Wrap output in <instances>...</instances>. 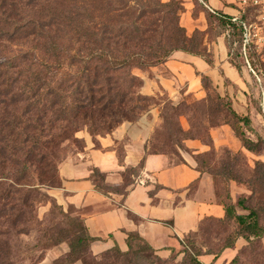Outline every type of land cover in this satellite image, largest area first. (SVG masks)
<instances>
[{
	"label": "crops",
	"instance_id": "crops-1",
	"mask_svg": "<svg viewBox=\"0 0 264 264\" xmlns=\"http://www.w3.org/2000/svg\"><path fill=\"white\" fill-rule=\"evenodd\" d=\"M175 1L183 7L179 24L189 37L208 30V12L226 17L237 14L230 0H205V7L198 6L196 16L193 0ZM212 22L213 28L219 29L216 17ZM228 39L229 32L224 30L216 40L206 41L210 63L203 57L175 51L163 64L146 71L134 70L133 75L141 80L139 94L152 100L153 105L137 120L124 122L104 135L80 134L82 148L59 163V186L50 195L63 209L75 210V216L94 239L89 247L91 256L99 257L114 248L127 252L128 235L133 234L167 264H180L185 240L198 236L206 222L223 221L225 205L229 202L235 208L237 198L246 192L241 184L230 180L228 194L222 195L218 176L199 170L195 157L210 150L242 153L252 167L254 162H264V151H247L225 122L209 127L206 143L196 135L191 117L183 114L184 104L206 99L201 83L204 76L235 114L249 119V126L243 128L246 137L254 143L264 139L262 78L251 71L241 55L234 56V49L229 51ZM166 104L179 108L178 125L191 136L182 138L172 152H155V132L162 124L160 114ZM235 213L248 212L235 208ZM193 242L194 248L202 250L197 257L200 264H230L248 245L239 237L218 254H206L209 248ZM260 244L264 247V238ZM68 252L65 243L49 251L52 260Z\"/></svg>",
	"mask_w": 264,
	"mask_h": 264
},
{
	"label": "rangeland",
	"instance_id": "rangeland-1",
	"mask_svg": "<svg viewBox=\"0 0 264 264\" xmlns=\"http://www.w3.org/2000/svg\"><path fill=\"white\" fill-rule=\"evenodd\" d=\"M194 4L193 16H196L200 4ZM53 9L67 16L68 10H76V5L73 6L70 0H0V119L5 122L4 126L8 124L0 131V212L4 209L7 211L5 216L21 215V221L13 231H10L5 216L0 219V231H10L8 241L12 256L8 257L7 263L11 264H54L65 256L52 260L49 251L63 243L69 246L64 231L76 229L74 225L78 217L75 210L63 209L50 195L51 190L59 186L57 166L82 148L80 134L104 135L118 125H111L107 120L91 122L83 119L85 112L79 107L85 101L86 92L74 84L81 66L71 65L68 58L72 49H78L73 43L75 36L68 34V28L61 33L56 26L44 30L51 38L63 37L60 42L55 38V42L69 48L70 52L59 60L46 55L53 40L42 42L37 38L36 29V35L25 36L34 28L32 25L23 26L48 23L49 11ZM181 11L177 12L178 16ZM166 19L171 25L177 21L176 14H170ZM208 23L209 36L212 37L219 29L213 28L212 19ZM247 54L251 71L262 78L264 85V55L252 50ZM213 97L212 92H207L205 100L191 101L183 107V114L191 117L196 135L206 143H209L207 131L211 125L230 120L224 110L217 112ZM144 105L149 108L153 102L148 100ZM179 114V108L168 104L163 106L162 124L155 132L153 151L172 152L182 138L191 136L180 129ZM234 127L237 128L238 124ZM263 151L264 139H260L253 153ZM195 160L199 170L219 173L218 188L222 195L229 192L230 178L241 184L246 192L237 200H243L248 209L254 210L260 225L264 226V179L254 173L257 162L251 167L249 158L242 153L214 150L196 156ZM12 206L15 209L10 212ZM236 229L234 220L206 222L193 241L216 252L225 242L233 240ZM56 239L65 241L47 246ZM258 253L259 250L253 252L247 245L241 250L237 264H251V257ZM100 258L89 256L86 264H129L126 257L109 255V258ZM5 262L6 258L0 252V263Z\"/></svg>",
	"mask_w": 264,
	"mask_h": 264
},
{
	"label": "trees",
	"instance_id": "trees-1",
	"mask_svg": "<svg viewBox=\"0 0 264 264\" xmlns=\"http://www.w3.org/2000/svg\"><path fill=\"white\" fill-rule=\"evenodd\" d=\"M193 1L205 7V0ZM70 2L73 6L76 5L74 12L68 10L69 14L67 13L66 16L63 12H57L56 9H53L49 11L51 17L48 23L42 22L38 25L29 23L23 26L26 28V26L32 25L34 28L25 36L36 35V29L39 34L37 38H40L42 42L53 40L50 46L51 50L46 55L59 60L70 50L63 45H58L57 42L64 39L63 37H55L58 38V41L55 42L56 39L48 36L44 30L47 27L56 26L58 32L61 33L65 27L68 28V34L75 36L73 43L78 45V49H72V55L68 53L70 56L68 58L72 61L71 65L81 66V69L77 70L78 80L74 84L86 92L85 101L79 107L85 112L83 119L91 122L107 120L111 125L118 124L111 128L110 132L124 122L137 120L148 109L144 104L149 99L139 94L141 80L133 75V70L145 71L148 68L163 64L175 51L203 57L210 63L206 41L216 40L224 30L229 32V51L234 49L233 54L236 58H240L241 55L247 60L248 57V52L245 58L241 51V29L231 23L229 17L213 16L208 12V20L213 17L218 20L219 32L210 37L209 27L206 32H194L190 37L187 36L185 29L179 24V16L177 15L182 7L175 0L167 3H162L159 0H80L79 2L78 0H70ZM48 10L46 9V11ZM170 14H176L177 21L174 22V25L167 22L166 18ZM204 36L207 40L204 39ZM201 83L206 92L214 94L212 100L216 102L217 112L224 110L230 117L229 121H218L217 124L220 122L230 124L242 146L247 151H255L258 141L256 143L250 141L243 130L249 126V119L235 114L230 103L217 95L208 78L202 76ZM13 101L12 103H14ZM4 123L0 119V131L8 126V124L4 126ZM236 123L238 124L237 128L234 127ZM202 172L212 174L208 171ZM254 173L264 179V162L255 163ZM93 175L101 180V175L97 171H94ZM212 175L219 176V173ZM230 180L234 179L230 178ZM236 206L248 210V213L238 215L235 213L234 206L228 203L225 205V219L219 223L234 220L237 229L233 240L239 237L244 238L253 252L259 250L258 254L251 257V264H264V247L260 244V239L264 238V226L260 225L254 210L248 209L243 200L239 199ZM9 209L10 212H13L15 207L12 206ZM6 212L4 209L0 212V219L5 216ZM6 216L10 231H13L20 223L21 215L12 213L10 216ZM76 221L74 225L76 229L64 231L67 236L65 238L69 242V252L63 258L56 260L54 264H73L77 261L86 264L87 258L91 256L89 247L94 239L88 235L83 222L79 218ZM10 231H0V252L6 258V262L3 264H11V262L7 263L8 257L12 256L8 241L11 238ZM195 237L189 236L185 240L183 244L184 259L180 264H200L197 257L202 254V250L194 248L193 239ZM233 240L225 242L222 248L230 246ZM63 241L65 240H52L47 246H56ZM127 244L129 248L127 252H121L118 248H114L99 256L100 259H106L112 255L115 258H128L129 264H167V261L157 257L155 252L137 235H128ZM221 249L216 250V252L207 249L205 253L218 254ZM238 260L239 255L230 264H237Z\"/></svg>",
	"mask_w": 264,
	"mask_h": 264
},
{
	"label": "built area",
	"instance_id": "built-area-1",
	"mask_svg": "<svg viewBox=\"0 0 264 264\" xmlns=\"http://www.w3.org/2000/svg\"><path fill=\"white\" fill-rule=\"evenodd\" d=\"M230 1L237 14L229 18L241 29L243 56L250 50L264 55V0Z\"/></svg>",
	"mask_w": 264,
	"mask_h": 264
}]
</instances>
